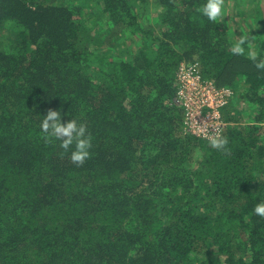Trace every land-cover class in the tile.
<instances>
[{
	"label": "trees",
	"instance_id": "1",
	"mask_svg": "<svg viewBox=\"0 0 264 264\" xmlns=\"http://www.w3.org/2000/svg\"><path fill=\"white\" fill-rule=\"evenodd\" d=\"M226 1L156 0V34L151 0H0V264H264V8L236 43ZM182 64L233 91L215 143Z\"/></svg>",
	"mask_w": 264,
	"mask_h": 264
},
{
	"label": "built area",
	"instance_id": "2",
	"mask_svg": "<svg viewBox=\"0 0 264 264\" xmlns=\"http://www.w3.org/2000/svg\"><path fill=\"white\" fill-rule=\"evenodd\" d=\"M177 85L175 102L185 112V132L209 143L221 139L229 127L221 109L230 103L233 91L203 79L198 64H182Z\"/></svg>",
	"mask_w": 264,
	"mask_h": 264
},
{
	"label": "rangeland",
	"instance_id": "3",
	"mask_svg": "<svg viewBox=\"0 0 264 264\" xmlns=\"http://www.w3.org/2000/svg\"><path fill=\"white\" fill-rule=\"evenodd\" d=\"M225 4L227 7L223 11H225L226 16H224V18L222 20L227 21L226 23L228 24V27L232 28V31H231L232 38H234L233 40L236 43H238L237 41L240 38H242V36H241L242 33H240L237 25L234 22H232L236 18L235 12H237L238 10L245 11L248 8L252 9V7H254L255 10H256V8H259V7L261 9H263L264 8V0H228V1H226ZM159 11H160L159 8L156 7V0H151V3L149 5L148 10L141 12L139 22L142 24V26L144 27V29L146 31H154L156 34H158V33L160 34L162 32L163 27L160 25L159 17H158ZM102 18L103 17H100L98 19L101 20ZM105 21H107V20L105 19ZM104 34L106 36L109 33L105 32ZM127 34H129V32H127ZM3 42L5 44L6 40H4ZM132 42L133 41H131L130 39H127L126 48H128V50L131 52L137 51V47L140 45V39L137 38L136 41L134 40V43L136 42L137 44H134ZM129 54L130 53L127 52L126 56H130ZM243 107L245 108V106H243ZM247 109H248V106H247ZM249 111H250V109H248V112ZM242 121L243 120H241V122ZM250 121L251 120L248 117L247 119H245V121L242 122V126L248 125ZM219 140H220V138H219ZM219 140L217 139L216 142Z\"/></svg>",
	"mask_w": 264,
	"mask_h": 264
}]
</instances>
